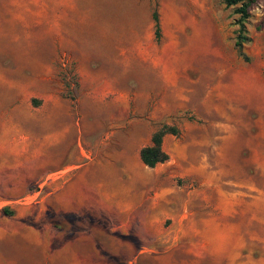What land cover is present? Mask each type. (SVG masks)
Instances as JSON below:
<instances>
[{
    "label": "rangeland",
    "instance_id": "rangeland-1",
    "mask_svg": "<svg viewBox=\"0 0 264 264\" xmlns=\"http://www.w3.org/2000/svg\"><path fill=\"white\" fill-rule=\"evenodd\" d=\"M241 4L0 0V124L12 117L0 264H52L70 257L40 249L89 247L109 264H228L202 244L199 218L212 209L196 201L233 189L226 175L264 184V0L249 2L242 55ZM65 105L75 143L64 151L52 134L64 136ZM163 123L179 134L162 141L168 160L147 167L137 150ZM248 194L221 220L242 230L237 264H264V207Z\"/></svg>",
    "mask_w": 264,
    "mask_h": 264
},
{
    "label": "crops",
    "instance_id": "crops-1",
    "mask_svg": "<svg viewBox=\"0 0 264 264\" xmlns=\"http://www.w3.org/2000/svg\"><path fill=\"white\" fill-rule=\"evenodd\" d=\"M55 110L56 107L54 111ZM58 110L60 112L67 113V120H65L62 124V127L64 128L62 130V135L64 136H62L61 139L60 133L53 131L52 143L57 144L64 151L65 149L70 150V148L73 146L72 144L75 143V139H66L64 137L73 128L74 118L71 115L72 106H59ZM157 118L158 117L156 113L153 112L149 120L153 121L156 124L159 123V119ZM0 126L2 128L0 132V160L3 161V168H6V166L10 168L11 165L9 162L6 165V160L9 159L11 151L12 117L10 109L7 114L4 115L3 121L1 122ZM235 134L236 132L234 130L228 129V133L224 139H227L228 141H231V139H236ZM166 135H169V133L165 134L163 139L166 138ZM148 139H151V135ZM147 143L149 144L150 142L148 141ZM139 150L140 148L137 150L138 156ZM218 154L220 155V153ZM203 158L204 156L202 155L201 159ZM263 159L264 158L262 156L258 158V167L260 168L262 166V163L260 161H262ZM258 167L255 170H257ZM243 170H246V168H243ZM255 173L257 172L255 171ZM259 176H261V178L264 177V172H260ZM222 179L227 183L235 185V187L231 190L218 189V192L223 193V195H219L218 199H216L215 201H209L204 196H201L196 201V203L198 204L201 203L202 206L204 204H207L211 206L212 209L210 214L200 215L199 219L201 224H203V227H201L199 230L197 229V232L203 237L204 242H202V244L205 247L209 248V250H211V254L217 256L218 258H222L228 264H237L236 257L239 256L241 250L245 247L242 230L235 222H224L221 220V218H223L224 215L235 216L238 212V209L247 208V193H249L248 195L253 197V203L255 202L254 204H257V206L259 207H264V184L262 182L257 183L256 181H250L249 184H247L246 177H244L242 180H237L229 179V176L226 175ZM247 188L249 191H247ZM183 202L185 206H188L189 202L192 201H190L189 196H184ZM113 213L115 214L114 211ZM220 246L223 249H221ZM40 251L43 253V255H65L70 257L68 259H51V261L53 262L52 264H55V262H68L66 264H109L107 260L101 258V256H103L105 252V250L101 248H43L40 249Z\"/></svg>",
    "mask_w": 264,
    "mask_h": 264
},
{
    "label": "trees",
    "instance_id": "trees-1",
    "mask_svg": "<svg viewBox=\"0 0 264 264\" xmlns=\"http://www.w3.org/2000/svg\"><path fill=\"white\" fill-rule=\"evenodd\" d=\"M227 5H235L242 3L237 9L240 13L238 19V30L235 37L234 45L237 48L239 54L242 55L243 44L249 41L247 36V31L245 27V21L248 17V6L251 0H222ZM153 20L155 22V36L158 38L160 36V25L159 16L156 10L152 13ZM170 133L177 135L179 134V129L174 125H169L167 123L161 124L157 129H155L151 134V143L142 146L139 150L140 160L147 167H155L158 163H162L168 160V153L162 148V141L165 134Z\"/></svg>",
    "mask_w": 264,
    "mask_h": 264
}]
</instances>
